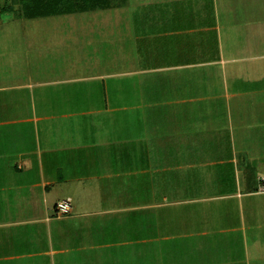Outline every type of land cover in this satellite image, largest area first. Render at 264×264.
<instances>
[{"label": "crops", "instance_id": "1", "mask_svg": "<svg viewBox=\"0 0 264 264\" xmlns=\"http://www.w3.org/2000/svg\"><path fill=\"white\" fill-rule=\"evenodd\" d=\"M89 12L68 23L87 43L66 63L0 47V264H136L143 241L122 215L136 207L122 202L137 197L139 164L146 211L170 199L185 207L186 228L174 238L194 263L183 264H264V199L255 206L241 192L185 194L224 186L213 168L226 165L232 191L257 194L264 162L259 174L250 163L264 161V0H118L69 14ZM111 79L113 102L92 101L87 90ZM122 136L124 148L109 151ZM173 169L203 177L182 179L176 197L155 194L154 179ZM65 200L71 210L59 216ZM231 201L243 226L213 228L211 209ZM171 237L146 238L145 264ZM238 246L242 258H232Z\"/></svg>", "mask_w": 264, "mask_h": 264}, {"label": "rangeland", "instance_id": "2", "mask_svg": "<svg viewBox=\"0 0 264 264\" xmlns=\"http://www.w3.org/2000/svg\"><path fill=\"white\" fill-rule=\"evenodd\" d=\"M110 2L118 1V0H108ZM249 3H252L255 1L256 3L260 4L261 0H246ZM252 1V2H251ZM7 6L10 7L9 11H3L2 7ZM257 6V4H256ZM21 0H0V47H2L3 51H10L15 50L18 51L20 56L26 55L27 52L31 51H43V52H50L51 58L50 61L51 64L53 63H66V61L72 60V56L76 55L75 51L81 49L80 45L83 46L87 42H83L82 40L85 38V35H79L76 34V31L73 29L71 32L68 30L71 26L68 25L71 18H81V17H93L94 13H83V14H64L59 16H51V17H43V18H34V19H27L24 16L21 15ZM259 13L262 14V11ZM76 20V19H75ZM261 21V20H260ZM262 19V23H263ZM74 25V24H73ZM75 28V27H74ZM264 31V26L263 29ZM101 48L108 49L106 43ZM74 49V51H73ZM47 53H45L46 55ZM33 55V54H32ZM17 57V56H16ZM33 60V57L31 58ZM49 60V58L45 59ZM97 58H94L93 61L96 62ZM107 61H113V58L107 57ZM56 61V62H55ZM106 66V63H105ZM107 67V66H106ZM113 67V66H112ZM112 67L110 69H112ZM109 68V66H108ZM107 71H109L107 69ZM108 81V79H107ZM110 81V80H109ZM113 79L110 81V85H108V88H104L102 84H97L99 86H93L90 90H87L89 94L91 93L93 96L92 101L94 100H104L106 99L107 102H113L114 97V89H113ZM264 83V82H263ZM114 84V83H113ZM155 97L154 99H160L161 96H156L157 91H153ZM123 94H120L119 102L126 101L127 97L123 98ZM122 97V99H121ZM91 101V102H92ZM123 114V113H121ZM114 140L123 141V143L120 144V146H117L115 144L111 145L108 150L109 151H116L118 150V147L121 149L124 148L125 143L124 141L127 140V137L122 136L119 138H116ZM260 151V150H259ZM264 153V150L262 151ZM255 154V153H254ZM252 155V154H251ZM198 156V155H197ZM192 157H195L192 156ZM205 156H203L204 158ZM252 157V156H251ZM210 158V155H209ZM264 161H256L251 162V166H254L257 168V171H255L256 174H259L262 172L260 169H258L260 166L259 164L263 163ZM128 165L129 163H125ZM140 165L136 168L138 169V175H137V181L135 183L133 182V178H131L130 175H126L120 178L123 187H126L128 189V183L134 184L132 185V188L136 191L137 197L132 198L131 200H127L126 202H122V206H129L135 208V210H127V212H123V217H127L128 220L125 221L126 224V230L129 232V222L131 220L132 227L136 223V231L134 230L132 233V239L136 237L139 241H143L142 243L138 242V261L136 264H145V251H146V238L147 237H157L158 232L161 233V236H173V238H169L167 240H164L163 243L160 244V247L155 246V257L152 264H183L185 261L190 260L191 263H194V257L193 254L189 256L186 252L193 253V250L191 251H185L181 250L182 247L179 246L180 240L174 235L177 233L179 234L182 232L183 228H186V220L189 219L187 216L186 210H184V206H179L172 203L173 199L169 200V204L167 206H161L157 209H149L146 211L145 205L150 203L146 198H149V196H146V189L147 186L145 184L146 176L141 172ZM227 167L224 171H222V168ZM217 166L213 169L220 170L223 175L224 181L226 184L224 186H215L211 188H206L203 190L207 191H200V188H192L189 192L185 193L186 195H191L194 198H201L206 197L209 195L216 196L218 194H223L224 192H235V194H238L241 192L244 197L242 198L243 202H248L251 199V204L257 206L258 205V199L262 200L264 199V193H257L253 197H247L246 194L249 192L246 187L242 186L241 189H234V191L231 190L230 186L231 183L235 180L236 175L231 171L230 166ZM128 169V168H127ZM212 170V169H211ZM34 174V173H33ZM254 174V173H253ZM154 178L158 177L154 174ZM202 170L196 169V170H190L186 171L184 174L181 170L173 169L167 172L163 173V178H159V182L157 179H154V189L155 194L158 195H169V196H177L178 195V187L182 185V179L184 181H188L187 178L190 179L192 184L196 181H201L202 179ZM138 182V183H137ZM181 183V184H179ZM202 184V183H201ZM234 184V183H233ZM204 185V184H203ZM189 187V185H186ZM226 186H228V190H226ZM149 188V187H148ZM202 188V187H201ZM205 188V186H203ZM257 188V187H256ZM230 190V191H229ZM188 191V190H187ZM251 191V190H250ZM149 193V192H148ZM255 194V193H254ZM235 201H239V199H235ZM159 203H162L161 199L158 201ZM234 202L231 201L227 204L226 211L221 206L216 207V209H211V225L213 228H226V227H232L237 224L240 226H243V223H240L239 218L237 217L238 214H236V211L238 213V207L237 205H234V207L228 208L230 206H233ZM250 204V205H251ZM207 204H203L205 207ZM215 205V204H213ZM223 206V205H222ZM224 207V206H223ZM197 210H201L202 207L200 204H197ZM236 209V211H234ZM224 212V216H221L220 211ZM246 210V209H245ZM221 211V212H222ZM193 215L196 216L194 212L191 211ZM227 214V216L225 215ZM190 214V215H192ZM256 217V215L254 216ZM123 218V219H124ZM256 223L255 219H251V223ZM249 222H247L248 224ZM128 226V227H127ZM124 227V228H125ZM158 228V229H157ZM199 228V227H198ZM149 229H153L151 233H149ZM125 230V229H123ZM161 247L163 249H161ZM192 247V246H191ZM188 247H186L187 249ZM184 249V248H183ZM189 250V249H188ZM162 255V257H161ZM164 255V259H163ZM242 258V251L240 247H236V251L234 254H232V258Z\"/></svg>", "mask_w": 264, "mask_h": 264}, {"label": "trees", "instance_id": "3", "mask_svg": "<svg viewBox=\"0 0 264 264\" xmlns=\"http://www.w3.org/2000/svg\"><path fill=\"white\" fill-rule=\"evenodd\" d=\"M108 0H21V15L25 18L59 16L85 12L108 5ZM9 11L10 7H2Z\"/></svg>", "mask_w": 264, "mask_h": 264}, {"label": "built area", "instance_id": "4", "mask_svg": "<svg viewBox=\"0 0 264 264\" xmlns=\"http://www.w3.org/2000/svg\"><path fill=\"white\" fill-rule=\"evenodd\" d=\"M257 193H264V173L257 178ZM56 212L59 216L66 215L71 210V203L68 200L61 201L56 205Z\"/></svg>", "mask_w": 264, "mask_h": 264}]
</instances>
